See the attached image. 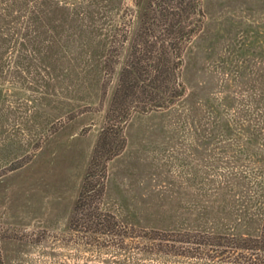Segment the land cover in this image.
<instances>
[{"label": "rangeland", "instance_id": "374dc122", "mask_svg": "<svg viewBox=\"0 0 264 264\" xmlns=\"http://www.w3.org/2000/svg\"><path fill=\"white\" fill-rule=\"evenodd\" d=\"M177 2L58 0V58L0 60V264H108L112 250L70 219L130 47L140 56L168 39ZM197 4L182 80L200 83L206 104L197 115L132 113L107 161L102 206L146 228L174 226L212 187L219 151L212 144L206 159L201 136L209 102L264 81V0Z\"/></svg>", "mask_w": 264, "mask_h": 264}, {"label": "trees", "instance_id": "16d2710c", "mask_svg": "<svg viewBox=\"0 0 264 264\" xmlns=\"http://www.w3.org/2000/svg\"><path fill=\"white\" fill-rule=\"evenodd\" d=\"M197 3L178 0L168 39L154 41L153 50L135 56L136 44L130 47L93 149L69 227L86 232L89 244L112 250L108 264H264V81L258 92L209 102L201 136L206 159L212 144L218 148L217 173L208 175L212 187L182 221L146 228L102 206L107 161L124 147L132 113L181 106L197 115L206 104L200 83L195 91L182 80L186 52L200 28L193 19L201 17ZM56 10L58 0H0V60L57 59ZM180 16L190 19L187 30Z\"/></svg>", "mask_w": 264, "mask_h": 264}]
</instances>
